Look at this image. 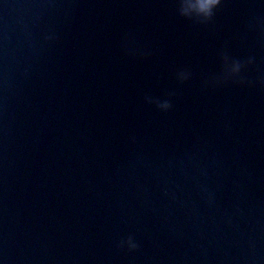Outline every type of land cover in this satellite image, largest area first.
<instances>
[{
	"label": "clouds",
	"instance_id": "obj_1",
	"mask_svg": "<svg viewBox=\"0 0 264 264\" xmlns=\"http://www.w3.org/2000/svg\"><path fill=\"white\" fill-rule=\"evenodd\" d=\"M222 3L223 0H181L179 5V13L181 16L187 18H198L202 22L211 21L216 13V10L221 6ZM252 62L253 61L251 58L247 60V64L249 65ZM245 66V63L241 61H233L227 68V71L230 73L231 80L239 78ZM157 107L168 110L172 107V105L168 102H164L162 104L157 103ZM136 247V245H132L133 249Z\"/></svg>",
	"mask_w": 264,
	"mask_h": 264
}]
</instances>
